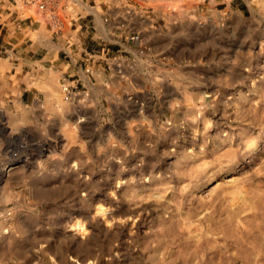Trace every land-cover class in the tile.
I'll return each mask as SVG.
<instances>
[{"label":"rangeland","instance_id":"1","mask_svg":"<svg viewBox=\"0 0 264 264\" xmlns=\"http://www.w3.org/2000/svg\"><path fill=\"white\" fill-rule=\"evenodd\" d=\"M118 1L0 46V264H264V0Z\"/></svg>","mask_w":264,"mask_h":264},{"label":"crops","instance_id":"2","mask_svg":"<svg viewBox=\"0 0 264 264\" xmlns=\"http://www.w3.org/2000/svg\"><path fill=\"white\" fill-rule=\"evenodd\" d=\"M118 4V0H0V46L21 41L30 50L42 51L44 43L54 38L59 44H72L75 39L68 34L70 31L77 33L89 21L97 30L103 16L115 19ZM63 26H69L70 31H63ZM83 34L89 37L88 30ZM57 53L53 54L54 59L58 58Z\"/></svg>","mask_w":264,"mask_h":264}]
</instances>
